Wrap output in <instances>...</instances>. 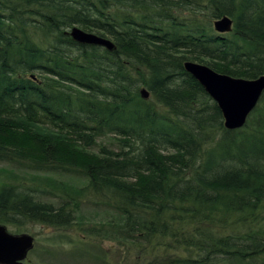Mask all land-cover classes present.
Wrapping results in <instances>:
<instances>
[{"label": "trees", "instance_id": "1", "mask_svg": "<svg viewBox=\"0 0 264 264\" xmlns=\"http://www.w3.org/2000/svg\"><path fill=\"white\" fill-rule=\"evenodd\" d=\"M221 15L227 33L211 26ZM72 25L113 48L76 42ZM184 61L264 72V0H0V161L83 182L0 181V224L77 221L141 242V264H264V89L226 129ZM106 133L117 148L90 150ZM96 193L106 217L90 224L77 201Z\"/></svg>", "mask_w": 264, "mask_h": 264}, {"label": "rangeland", "instance_id": "2", "mask_svg": "<svg viewBox=\"0 0 264 264\" xmlns=\"http://www.w3.org/2000/svg\"><path fill=\"white\" fill-rule=\"evenodd\" d=\"M213 20V19H212ZM212 26V24H211ZM217 33V32H216ZM111 133H106L96 138L95 144L89 149L97 151L100 146L116 149V139ZM26 161H0V181L8 183L17 188L21 183L26 188L38 187L43 189L47 186L42 179H50L52 183L50 188L59 192L60 185L65 191L71 192L81 186L83 182L77 177H70L68 173H38L35 174L27 169ZM60 183V184H59ZM20 185V186H22ZM71 187V188H69ZM41 202H52L56 200L49 198L46 194L41 193ZM91 194L81 195L77 201L78 209L85 213L90 224L95 223L92 217L96 219L106 217L94 205L88 203V198H98ZM100 206V207H99ZM95 207V208H94ZM100 210L101 205L97 206ZM72 226H53L33 222L21 218L17 223L18 228L13 225L5 224L7 231L10 233H26L33 238L32 246L27 251L23 262L25 264H141V253L145 246L141 242H124V240L112 241L100 234H93L90 229L78 226V222ZM83 226H88L85 222ZM17 230V231H15ZM149 250V247L146 251Z\"/></svg>", "mask_w": 264, "mask_h": 264}, {"label": "water", "instance_id": "3", "mask_svg": "<svg viewBox=\"0 0 264 264\" xmlns=\"http://www.w3.org/2000/svg\"><path fill=\"white\" fill-rule=\"evenodd\" d=\"M212 28L217 33L229 31L231 18L221 15L213 18ZM67 34L76 42L96 45L107 50L113 48L112 41L91 31H85L72 25ZM184 71L189 73L202 87L208 97L216 104L226 129L241 127L248 113L255 106L264 89V72L253 78L231 77L216 73L209 67L192 61H184ZM140 97H148V91L141 87ZM33 238L26 233H10L0 224V264H25L27 251L32 246Z\"/></svg>", "mask_w": 264, "mask_h": 264}, {"label": "bare ground", "instance_id": "4", "mask_svg": "<svg viewBox=\"0 0 264 264\" xmlns=\"http://www.w3.org/2000/svg\"><path fill=\"white\" fill-rule=\"evenodd\" d=\"M232 26V25H231ZM230 30H231V28H230ZM229 30V31H230ZM229 31H225V32H221V33H227V32H229ZM193 62V61H192ZM196 63H198V62H196ZM199 64H201V63H199ZM203 65H205V64H203ZM207 66V65H206ZM207 67H209V66H207ZM210 68V67H209ZM211 70H213L212 68H210ZM214 71V70H213ZM214 72H216V71H214ZM216 73H218V72H216ZM222 74V73H221Z\"/></svg>", "mask_w": 264, "mask_h": 264}]
</instances>
